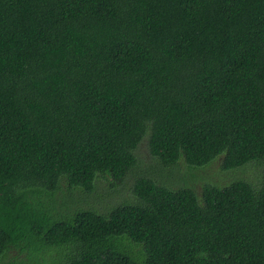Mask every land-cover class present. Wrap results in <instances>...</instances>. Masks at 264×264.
Masks as SVG:
<instances>
[{"label":"trees","instance_id":"16d2710c","mask_svg":"<svg viewBox=\"0 0 264 264\" xmlns=\"http://www.w3.org/2000/svg\"><path fill=\"white\" fill-rule=\"evenodd\" d=\"M0 264H264V0H0Z\"/></svg>","mask_w":264,"mask_h":264},{"label":"rangeland","instance_id":"374dc122","mask_svg":"<svg viewBox=\"0 0 264 264\" xmlns=\"http://www.w3.org/2000/svg\"><path fill=\"white\" fill-rule=\"evenodd\" d=\"M136 155L139 158L140 162V169L141 172H144L146 174L151 175L150 177L153 180L159 181L160 183H165L166 185H170L173 188H179V186H185L190 185L192 181L196 180L195 176L193 175L194 172H191L189 167L185 164H181V166L178 169H174L171 173L169 170H163L159 164H157L156 160H154L153 156L148 151L147 142H144L137 150ZM249 166V165H248ZM246 166V167H248ZM244 167V168H246ZM201 173L202 178L205 182H208L206 180L209 179V181L214 182L215 184L224 185L231 181L234 177H246L244 179H250L253 181V183H257L258 180V174L254 171H251V169L248 170V173L245 175H233L231 173H225L220 170L219 164L213 166L212 168H206L203 169V171H199ZM183 175H186V177H182ZM148 176V175H147ZM171 176V178H170ZM183 178V182L179 180V178ZM201 177V176H200ZM202 178H199L202 180ZM137 176L136 175H130L128 179L125 181L123 186L119 188H113L110 186L107 182H105L102 179H99L96 183V188L94 190V193L88 198L90 199V207H93L99 211L106 212L108 208L114 206L115 204H120L124 201L127 203H133L136 202V195L133 192V187L136 182ZM201 182L195 181L193 182V185L196 186L197 191L201 192L202 185H204ZM100 195L103 197L102 200L99 199ZM82 197H75L72 196L70 198V201H76L82 204L83 200H81ZM81 201V202H80ZM57 256L56 252L51 253V255L47 256L46 259L50 260ZM25 257V253L20 255L19 259H23Z\"/></svg>","mask_w":264,"mask_h":264}]
</instances>
